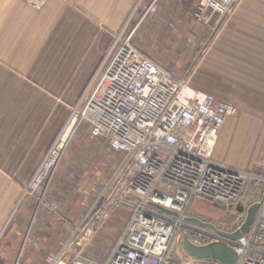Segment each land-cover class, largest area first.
I'll return each instance as SVG.
<instances>
[{
  "label": "crops",
  "instance_id": "crops-1",
  "mask_svg": "<svg viewBox=\"0 0 264 264\" xmlns=\"http://www.w3.org/2000/svg\"><path fill=\"white\" fill-rule=\"evenodd\" d=\"M150 1L46 0L41 11H33L23 0H0V264H47L68 248L74 253V232L97 198L74 224V174L89 185L98 181L101 189L110 179L107 142L92 139L88 124L71 132L44 196L59 205V214L49 213L24 190L68 125L114 37L124 27L134 35L141 29L168 48L170 40L160 36L192 25L199 0H160L152 18L141 20ZM198 34L199 42L208 40L199 26ZM193 50L184 46L183 54H189L181 63L193 65L189 85L236 108L220 129L213 162L256 171L264 154V0H239L205 49H199L196 62ZM189 215L200 214L189 208ZM128 219L127 211H116L95 232L94 246L111 253ZM80 242L83 247L90 241ZM187 258L188 264H202Z\"/></svg>",
  "mask_w": 264,
  "mask_h": 264
},
{
  "label": "built area",
  "instance_id": "built-area-1",
  "mask_svg": "<svg viewBox=\"0 0 264 264\" xmlns=\"http://www.w3.org/2000/svg\"><path fill=\"white\" fill-rule=\"evenodd\" d=\"M23 1L33 11H41L46 3ZM159 1L151 0L141 19L153 16ZM238 2L198 1L193 18L208 32L202 50ZM133 35L134 31L126 32L124 27L114 37L111 51L74 106L68 125L38 165L24 195L35 196L49 213L59 214V205L45 201L44 196L71 132L88 124L91 138L107 142L112 154L121 155L122 163L101 189L98 181L93 182L97 198L74 237L91 240L116 211L129 213L124 234L103 264H177L170 260V247L176 237L182 240L185 234L198 247L226 243L237 254L236 264H264V195L257 202L249 233L239 240H225L187 221L195 200L229 207L252 199L251 188H264V154L253 172L213 162L220 129L227 117L236 115V108L193 89L188 78L173 77L141 54L132 44ZM68 250L47 264H95L79 251Z\"/></svg>",
  "mask_w": 264,
  "mask_h": 264
},
{
  "label": "rangeland",
  "instance_id": "rangeland-1",
  "mask_svg": "<svg viewBox=\"0 0 264 264\" xmlns=\"http://www.w3.org/2000/svg\"><path fill=\"white\" fill-rule=\"evenodd\" d=\"M151 18L152 16H147L141 20H149ZM191 24L192 25H186L183 31L171 33V36H168L166 32L160 36L163 39L168 38L170 40V46L168 48H166L165 44L159 45L154 36H151L148 32H141V29H139L134 35L132 44L157 61L163 67H168L171 73L176 77L189 79V75L193 70V65L190 64L186 67L181 65L182 60H184V55L189 54V52L183 54V48L184 46H187L189 49H194L192 56L196 62L198 59L199 49H202L201 44L204 42H199V25L194 21L193 15ZM190 26L192 30L190 29ZM104 149L106 150V145L104 146ZM107 161L109 162L108 173L111 179L118 172L122 163V158L118 157V155L110 153V157L107 155ZM90 182L91 181L86 182L84 180H80L74 174V224L77 217H79L81 213L84 214L86 212V208L94 202V199L97 196V191L92 192L93 183L89 185ZM250 192L253 194L252 199H242L239 202L234 203L232 206L225 207L224 212L218 205L211 206L209 205L210 203L207 204L206 202H200L197 200L191 204L190 210L200 214L198 216H193L194 218H197L204 223L211 224L220 231L232 233L236 231L235 229L238 225L241 226L244 222L247 209L262 199L264 195V188L262 186L253 187L250 189ZM124 215L127 219V214L125 213ZM89 241L90 242L87 246H79L78 243L80 242V235H77L74 237V251H79L83 258L90 262L98 264L105 263L111 248L104 247L98 249L94 246L92 242L93 239ZM186 255L188 256L182 248L181 237L178 236L170 247V260L174 262H181L182 264H188V261L186 260L188 258ZM199 262L202 264H212V261L209 260H200ZM189 264H195V262L190 260Z\"/></svg>",
  "mask_w": 264,
  "mask_h": 264
},
{
  "label": "water",
  "instance_id": "water-1",
  "mask_svg": "<svg viewBox=\"0 0 264 264\" xmlns=\"http://www.w3.org/2000/svg\"><path fill=\"white\" fill-rule=\"evenodd\" d=\"M258 208V203L251 205L246 211L244 222L236 231L232 233L219 231L213 225L204 223L197 218L191 217L188 218L187 221L201 228L209 229L220 235L225 240L235 241L249 233ZM182 248L190 257L196 260H214L220 262L221 264H236L237 261L236 252L222 241L212 242L198 247L193 245L189 241L188 236L185 234L182 238Z\"/></svg>",
  "mask_w": 264,
  "mask_h": 264
},
{
  "label": "bare ground",
  "instance_id": "bare-ground-1",
  "mask_svg": "<svg viewBox=\"0 0 264 264\" xmlns=\"http://www.w3.org/2000/svg\"><path fill=\"white\" fill-rule=\"evenodd\" d=\"M74 122H75V120H74ZM81 240H82V239H81ZM81 242H82V241H81ZM81 242H80V243H81Z\"/></svg>",
  "mask_w": 264,
  "mask_h": 264
}]
</instances>
